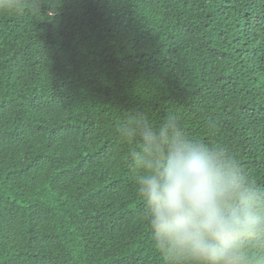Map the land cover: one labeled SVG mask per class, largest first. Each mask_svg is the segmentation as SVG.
Returning <instances> with one entry per match:
<instances>
[{
	"label": "trees",
	"instance_id": "obj_1",
	"mask_svg": "<svg viewBox=\"0 0 264 264\" xmlns=\"http://www.w3.org/2000/svg\"><path fill=\"white\" fill-rule=\"evenodd\" d=\"M20 4L0 8V264H165L117 136L132 116L177 117L264 187V0Z\"/></svg>",
	"mask_w": 264,
	"mask_h": 264
},
{
	"label": "clouds",
	"instance_id": "obj_2",
	"mask_svg": "<svg viewBox=\"0 0 264 264\" xmlns=\"http://www.w3.org/2000/svg\"><path fill=\"white\" fill-rule=\"evenodd\" d=\"M20 0H0L16 10ZM154 249L165 264H254L264 249V187L226 150L191 138L178 118L129 117L118 129Z\"/></svg>",
	"mask_w": 264,
	"mask_h": 264
}]
</instances>
